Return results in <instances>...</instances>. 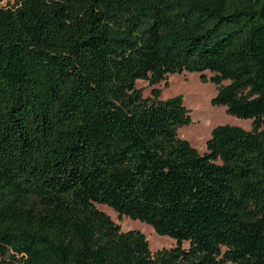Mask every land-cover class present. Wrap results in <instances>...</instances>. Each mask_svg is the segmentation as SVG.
Segmentation results:
<instances>
[{"label":"trees","instance_id":"16d2710c","mask_svg":"<svg viewBox=\"0 0 264 264\" xmlns=\"http://www.w3.org/2000/svg\"><path fill=\"white\" fill-rule=\"evenodd\" d=\"M4 1L0 264H264V0ZM182 72L251 130L180 139Z\"/></svg>","mask_w":264,"mask_h":264},{"label":"rangeland","instance_id":"374dc122","mask_svg":"<svg viewBox=\"0 0 264 264\" xmlns=\"http://www.w3.org/2000/svg\"><path fill=\"white\" fill-rule=\"evenodd\" d=\"M15 1L17 0H5L1 5H13ZM165 82L167 83L166 87ZM136 88L142 91L143 97H149L151 90L157 88L161 90L160 100L162 101L176 96L182 98L190 121L189 124L177 128V136L182 140H186L199 153L205 151V143L210 138L212 130L217 126L228 125L245 131L251 130L250 120L233 117L226 113L225 107L211 104V100L216 95L215 86L209 82H202L198 73L182 72L169 75L166 81L153 88L149 87L144 81H137ZM96 208L107 214L120 227L122 232L130 230L141 232L148 242L151 253L176 246L173 239L158 235L151 226L145 223L126 217L119 218L113 210L106 206L96 205ZM182 247L187 248L188 243L184 242Z\"/></svg>","mask_w":264,"mask_h":264}]
</instances>
